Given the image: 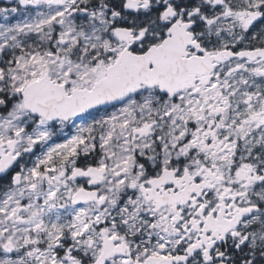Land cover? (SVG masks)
<instances>
[{"label":"snow or ice","instance_id":"obj_1","mask_svg":"<svg viewBox=\"0 0 264 264\" xmlns=\"http://www.w3.org/2000/svg\"><path fill=\"white\" fill-rule=\"evenodd\" d=\"M0 264H264V0H0Z\"/></svg>","mask_w":264,"mask_h":264}]
</instances>
